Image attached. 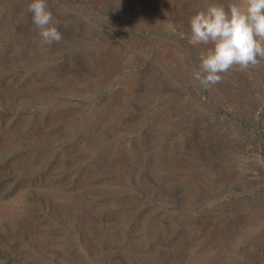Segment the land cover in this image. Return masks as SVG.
I'll return each mask as SVG.
<instances>
[{
    "label": "rangeland",
    "instance_id": "374dc122",
    "mask_svg": "<svg viewBox=\"0 0 264 264\" xmlns=\"http://www.w3.org/2000/svg\"><path fill=\"white\" fill-rule=\"evenodd\" d=\"M206 2L48 0L45 45L0 0V264H264V59L201 86Z\"/></svg>",
    "mask_w": 264,
    "mask_h": 264
},
{
    "label": "clouds",
    "instance_id": "9594fccd",
    "mask_svg": "<svg viewBox=\"0 0 264 264\" xmlns=\"http://www.w3.org/2000/svg\"><path fill=\"white\" fill-rule=\"evenodd\" d=\"M27 11L41 43L62 40L52 23L48 0H28ZM189 43L210 45L198 56L193 76L208 88L232 67L247 68L264 59V0H207L189 18Z\"/></svg>",
    "mask_w": 264,
    "mask_h": 264
},
{
    "label": "bare ground",
    "instance_id": "6f19581e",
    "mask_svg": "<svg viewBox=\"0 0 264 264\" xmlns=\"http://www.w3.org/2000/svg\"><path fill=\"white\" fill-rule=\"evenodd\" d=\"M113 131V130H112ZM74 239V238H73Z\"/></svg>",
    "mask_w": 264,
    "mask_h": 264
}]
</instances>
